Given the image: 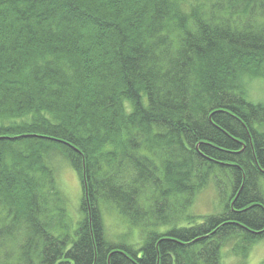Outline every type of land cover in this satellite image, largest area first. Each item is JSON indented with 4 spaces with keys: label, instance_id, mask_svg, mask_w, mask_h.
<instances>
[{
    "label": "trees",
    "instance_id": "16d2710c",
    "mask_svg": "<svg viewBox=\"0 0 264 264\" xmlns=\"http://www.w3.org/2000/svg\"><path fill=\"white\" fill-rule=\"evenodd\" d=\"M253 81L264 0H0V264H244L264 240ZM212 185L220 212L189 213Z\"/></svg>",
    "mask_w": 264,
    "mask_h": 264
},
{
    "label": "rangeland",
    "instance_id": "374dc122",
    "mask_svg": "<svg viewBox=\"0 0 264 264\" xmlns=\"http://www.w3.org/2000/svg\"><path fill=\"white\" fill-rule=\"evenodd\" d=\"M249 89L254 100L264 102V82L253 81ZM56 174L67 201L68 214L72 223H76L80 219V209L84 196L81 179L71 164L61 156L56 159ZM221 209L222 205L219 202L216 189L212 185L198 196L189 213L199 217H208L220 212ZM104 219L109 238H122L124 236L123 233L126 232L127 226L117 214L106 213ZM223 253V264H238L240 262V258L233 255L229 248H224ZM244 264H264V240L253 244Z\"/></svg>",
    "mask_w": 264,
    "mask_h": 264
}]
</instances>
